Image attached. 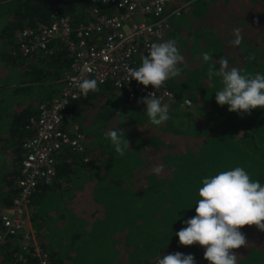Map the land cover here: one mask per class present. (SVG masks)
<instances>
[{
    "label": "trees",
    "instance_id": "trees-1",
    "mask_svg": "<svg viewBox=\"0 0 264 264\" xmlns=\"http://www.w3.org/2000/svg\"><path fill=\"white\" fill-rule=\"evenodd\" d=\"M196 2L199 11L180 16L165 40L176 42L184 61L180 74L164 85L178 102L189 99L190 110L174 105L168 121L151 125L145 106L137 101L125 106V93L109 81L69 103L64 123L83 130V148L56 153L54 176L39 181L29 203L30 222L49 264H156L175 252L209 264L202 247L180 245L175 235L195 215L202 179L240 166L264 184V109L238 115L218 106L220 77L207 76L219 58L228 60L229 70L264 74V0ZM53 7L73 28L91 21L94 9L115 10L82 0H0V77L14 81L0 83L1 208L12 207L18 192L28 126L39 106L58 93L72 60L59 40L50 44L49 55L24 56L19 50L15 33L48 23ZM234 29L242 36L235 47ZM205 52L212 61L202 60ZM113 128L123 130L129 143L123 156L104 135ZM157 166L159 174L153 172ZM240 231L248 245L231 250L240 255L238 264H264V232L254 225ZM23 254L17 237L0 242V264H22L17 258ZM27 262L37 264L29 256Z\"/></svg>",
    "mask_w": 264,
    "mask_h": 264
},
{
    "label": "built area",
    "instance_id": "built-area-1",
    "mask_svg": "<svg viewBox=\"0 0 264 264\" xmlns=\"http://www.w3.org/2000/svg\"><path fill=\"white\" fill-rule=\"evenodd\" d=\"M63 3L72 0H58ZM95 5L115 8L109 14L92 11V20L73 28L68 19L53 11L46 24L25 28L16 33L23 55L36 52L49 55V45L60 40L72 60L64 70L59 92L39 106L36 119L30 122L31 135L23 142L22 177L17 181L18 192L13 206L0 207L4 236L17 237L24 254L17 260L27 264V257L37 264L50 260L36 240V230L31 225L29 203L39 181H50L56 172L55 155L63 147L81 151L84 132L76 124L66 126V109L69 103L81 97L77 83L81 79H96L98 83L111 82L125 93V106L155 92L169 110L178 105L191 109L189 99L177 101L164 84L155 90L128 78L127 68H138L139 60L148 54L153 43L163 42L176 19L183 13L194 11L193 0H84ZM54 10V8H53Z\"/></svg>",
    "mask_w": 264,
    "mask_h": 264
},
{
    "label": "clouds",
    "instance_id": "clouds-1",
    "mask_svg": "<svg viewBox=\"0 0 264 264\" xmlns=\"http://www.w3.org/2000/svg\"><path fill=\"white\" fill-rule=\"evenodd\" d=\"M193 1L197 4L196 0ZM53 11L57 10L54 8ZM39 24L46 23L40 22L33 27L25 28H36ZM233 36L230 44L234 47L239 46L242 42L240 30L234 29ZM254 59L253 56L249 57V60ZM202 60L209 62L213 59L205 52ZM183 61L184 57L175 41L153 43L138 68H127V81L131 78L145 87L151 85L153 89L158 90L165 81L180 74L178 65ZM216 63L219 64L218 69ZM216 63L209 66L207 76L209 79L213 76L220 77L221 87L215 92V102L218 106L226 105L229 112L238 115L250 114L251 110L256 108L264 109V74L259 72L244 74L236 67L229 70L226 58H219ZM77 86L81 96L99 90L96 79H81ZM137 103L145 106L144 111L151 125L160 126L170 119L169 106L162 104L155 92L139 98ZM104 135L117 154L123 156L129 150L125 133L120 128L110 129ZM160 171V166L153 169L155 174H159ZM201 184L198 189L199 198L195 203V215L184 220L182 223L186 226L175 233L178 242L183 246L197 244L202 247L204 259L209 264H238L237 257L240 255L231 250L248 245L240 229L246 225H254L257 230L264 232V184L251 179L249 173L240 166L204 177ZM156 264H196V261L192 254L175 252L163 258L159 257Z\"/></svg>",
    "mask_w": 264,
    "mask_h": 264
},
{
    "label": "crops",
    "instance_id": "crops-1",
    "mask_svg": "<svg viewBox=\"0 0 264 264\" xmlns=\"http://www.w3.org/2000/svg\"><path fill=\"white\" fill-rule=\"evenodd\" d=\"M1 82H3V83H4V82L14 83V81H13L11 78L8 79V78H4V77H3V78L0 77V83H1Z\"/></svg>",
    "mask_w": 264,
    "mask_h": 264
},
{
    "label": "rangeland",
    "instance_id": "rangeland-1",
    "mask_svg": "<svg viewBox=\"0 0 264 264\" xmlns=\"http://www.w3.org/2000/svg\"><path fill=\"white\" fill-rule=\"evenodd\" d=\"M193 7H194L193 10L196 12V11L198 10V8H197V4L194 3V4H193ZM198 11H199V10H198Z\"/></svg>",
    "mask_w": 264,
    "mask_h": 264
}]
</instances>
